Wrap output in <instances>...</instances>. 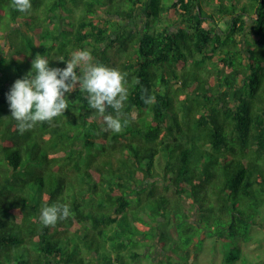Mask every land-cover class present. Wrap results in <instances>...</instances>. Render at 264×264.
I'll return each instance as SVG.
<instances>
[{"label":"trees","instance_id":"obj_1","mask_svg":"<svg viewBox=\"0 0 264 264\" xmlns=\"http://www.w3.org/2000/svg\"><path fill=\"white\" fill-rule=\"evenodd\" d=\"M31 2L0 0L26 38L0 43V264H135L152 241V264H191L196 226L246 236L264 205V0ZM76 49L125 74L126 125L104 131L77 83L63 116L20 133L10 86L35 55L63 68ZM52 203L70 215L43 225Z\"/></svg>","mask_w":264,"mask_h":264},{"label":"clouds","instance_id":"obj_2","mask_svg":"<svg viewBox=\"0 0 264 264\" xmlns=\"http://www.w3.org/2000/svg\"><path fill=\"white\" fill-rule=\"evenodd\" d=\"M13 7L26 13L32 2L13 0ZM49 60L45 55H35L30 70L15 79L5 94L10 117L16 122L17 130L23 133L41 122L63 116L68 103L66 93L78 83L89 108L102 116L104 131L119 133L127 123L121 119V109L128 95L125 74L102 63H94L87 49L74 50L63 68L50 67ZM153 99L146 96L144 103ZM109 107L112 113L106 112ZM69 215L67 204L52 203L41 208L39 219L43 225H51Z\"/></svg>","mask_w":264,"mask_h":264},{"label":"rangeland","instance_id":"obj_3","mask_svg":"<svg viewBox=\"0 0 264 264\" xmlns=\"http://www.w3.org/2000/svg\"><path fill=\"white\" fill-rule=\"evenodd\" d=\"M68 1L70 2L71 7H76V5L85 4L87 0ZM62 3L65 7V3ZM251 5L252 3L250 6ZM10 19V14L0 17V43L1 41L8 42L9 40L12 42L14 48L16 45L13 41H18L16 46L17 48H14L15 50H18V48H21L20 40L25 43L26 38L22 34L21 29L16 27L12 28ZM21 26L24 27V25ZM6 45H8V43ZM13 48L11 52H15ZM257 220V225L250 226L248 228L246 236H243L242 238H226L225 242L217 241L212 235V231H209L206 225H198L191 234L193 244L188 245L186 248H184L185 246L183 247V245H180V247L186 249L185 251L188 252V254H186V258L192 259L191 264H264V205L259 209ZM169 227V224L162 227V230L165 231L163 240L168 241ZM169 248L170 246H165V253L170 250ZM137 249L140 257L135 264H152V260L157 257L160 252L155 241H152L150 246H146L144 243H141ZM236 249H238L237 253ZM229 253H236L237 258L230 262L225 261V257ZM181 263H185V258L178 255V253H174L173 258H170L168 263L165 260L162 264Z\"/></svg>","mask_w":264,"mask_h":264}]
</instances>
